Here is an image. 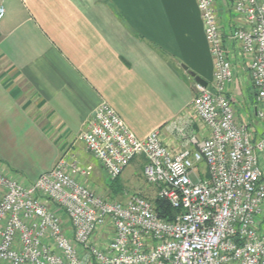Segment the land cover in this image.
Wrapping results in <instances>:
<instances>
[{
    "label": "built area",
    "instance_id": "obj_1",
    "mask_svg": "<svg viewBox=\"0 0 264 264\" xmlns=\"http://www.w3.org/2000/svg\"><path fill=\"white\" fill-rule=\"evenodd\" d=\"M214 1L196 0L214 69L191 101L206 137L190 135L173 152L158 129L138 138L106 102L79 135L111 182L142 156L145 180L179 212L164 219L138 192L126 202L96 194L76 178L90 167L74 160L30 182L0 167V264H264V0H230L237 22L228 36L256 92L257 139L225 93L234 71ZM200 162L207 178L195 173Z\"/></svg>",
    "mask_w": 264,
    "mask_h": 264
},
{
    "label": "crops",
    "instance_id": "obj_2",
    "mask_svg": "<svg viewBox=\"0 0 264 264\" xmlns=\"http://www.w3.org/2000/svg\"><path fill=\"white\" fill-rule=\"evenodd\" d=\"M0 7V167L12 177L30 182L64 158L90 167L76 176L88 188L113 195L79 139L102 102L138 138L158 129L173 152L190 135H208L191 107V73L209 86L214 70L196 0H0ZM214 7L234 71L225 93L257 139L256 92L228 38L237 20L230 0Z\"/></svg>",
    "mask_w": 264,
    "mask_h": 264
},
{
    "label": "rangeland",
    "instance_id": "obj_3",
    "mask_svg": "<svg viewBox=\"0 0 264 264\" xmlns=\"http://www.w3.org/2000/svg\"><path fill=\"white\" fill-rule=\"evenodd\" d=\"M261 157V160H264V153ZM195 173H197V175H200L201 178H207L208 174L205 163H198L196 165ZM190 177L194 181L197 178L193 173L190 174ZM105 182L106 188H109L113 195L107 192H102L101 195H105L104 197L107 198H113L114 200L119 202H126V200L128 199V195L135 192L144 195L148 199H152L156 195V189L154 188V185L148 183L145 180L143 174V165H139L138 161L136 160L131 161L129 165L114 180V182L112 181L113 183L111 185L108 186V184L111 183H108V178L105 179Z\"/></svg>",
    "mask_w": 264,
    "mask_h": 264
},
{
    "label": "trees",
    "instance_id": "obj_4",
    "mask_svg": "<svg viewBox=\"0 0 264 264\" xmlns=\"http://www.w3.org/2000/svg\"><path fill=\"white\" fill-rule=\"evenodd\" d=\"M151 200L157 215L164 219L170 220L175 216L176 213L179 212L178 209L171 207V205L165 199L160 198L157 195H155Z\"/></svg>",
    "mask_w": 264,
    "mask_h": 264
},
{
    "label": "water",
    "instance_id": "obj_5",
    "mask_svg": "<svg viewBox=\"0 0 264 264\" xmlns=\"http://www.w3.org/2000/svg\"><path fill=\"white\" fill-rule=\"evenodd\" d=\"M191 75L193 76L194 80L201 84L202 86H206L207 85V82H205V80H203L202 78H200L199 76H196L195 74L191 73Z\"/></svg>",
    "mask_w": 264,
    "mask_h": 264
}]
</instances>
